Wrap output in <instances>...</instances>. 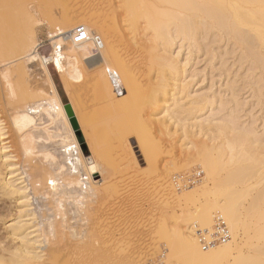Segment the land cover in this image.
Wrapping results in <instances>:
<instances>
[{
  "label": "rangeland",
  "instance_id": "1",
  "mask_svg": "<svg viewBox=\"0 0 264 264\" xmlns=\"http://www.w3.org/2000/svg\"><path fill=\"white\" fill-rule=\"evenodd\" d=\"M106 1L109 2V0L0 2V20L2 19L0 36L3 40L0 44V64L16 59L18 52L14 44L21 38L24 40V36L26 45L37 44L38 55L48 58L54 52L53 39L50 35L57 32V28L67 30L82 25L97 33L102 40L113 38L110 42L104 43L103 49L112 48V55H109L107 64L117 73L126 95L119 97L113 93L107 75L109 71H104L106 68L109 69L108 66L106 68L102 66L101 71L99 70L101 68L93 69L85 62H82V65L78 62L77 67L81 76L77 82L66 79L69 80L68 83L52 63L46 64L63 107L68 105L70 111L72 105L75 109L80 125L74 115H71L73 123L70 120V125L84 158H89L95 165L97 164V173L91 177L92 181L103 178L104 183L101 186L93 185V188L100 192L93 202L90 201L84 206H76L71 201L65 203V210L60 213L61 220L59 215L50 216V221L37 218L35 222L39 226L38 234L41 240L44 239L46 249L41 250H45L41 253L44 256L38 263L34 261L28 264H164L161 260H165L169 254L164 241L159 239L161 237L164 239L161 231L164 225L169 224V239L171 235L177 238V234L173 233L174 236L170 234L171 230L187 233L190 226L204 228H200L198 223L199 218L204 220L201 216L205 214V210H209L206 213H211L212 218L219 216L214 211L216 195L214 192L213 194L208 192L213 184L208 183L209 187L204 188L205 171L198 163L203 148L214 147L218 142L210 140L215 135L209 132L211 129L214 130L211 124L219 122L228 112L227 109L233 106L230 101L231 92L225 89L224 76L220 77L215 71L216 75L213 73L215 77L213 78L207 67L204 68L203 60L201 63L199 60H192L188 66L190 69L187 67L189 72L186 78L190 96L203 94L202 92L207 94L206 96L210 95L211 99L213 96L214 100L216 99L215 105L213 103L210 108L214 111L209 108L200 114L197 113L195 118L189 116L185 120L169 119V102L156 103L149 89L151 76L148 75L146 66L150 58V44L157 41L145 27L143 18L132 24L129 18L115 8L120 0L112 1L116 4L114 7L109 6V3L106 5ZM22 7L25 10L24 14ZM97 18L98 24L94 22ZM150 38L152 41H149ZM65 43L63 50L70 49L68 51L74 52L72 44ZM91 49V53L96 52L92 46ZM184 52L187 54V51L182 50L181 58L186 57L183 56ZM36 61L38 64L31 61L25 63L27 74L31 75H28V79L31 80V86L46 93L47 87L41 81L40 61ZM66 66V69H70L68 65ZM2 68L0 66V69ZM192 72H195L194 77L189 76ZM99 77L103 81H100ZM17 82L19 81L9 79L7 81L10 84L14 83L12 85ZM2 87L0 82V88ZM0 90L2 91L0 120L17 150L21 136L19 126L14 127L11 119L17 117L16 119H20L19 123L21 120L31 122L28 129L32 130L34 136L32 141L35 142L38 154L29 160L26 173L29 172V175L42 183L40 165H57L62 161V152L56 147L58 143L53 141L59 139L55 136H66L64 120L57 118L56 121L50 122L47 121L46 113L27 115L26 110L19 109L18 103L5 105L4 100L1 101L4 99V95L3 98L1 96L4 94L3 88ZM252 95L250 90L243 89L238 94L239 106L236 110L244 128L248 129L252 125L249 129H255L259 133L262 129L263 112L255 95L251 97ZM211 99L210 101L214 102ZM220 105L227 108V112L225 109L221 111L223 109ZM210 110L215 114L212 112L210 114ZM211 116L214 122L209 120L211 122L208 123ZM204 127H210L208 128L210 134L204 135L207 130L206 128L201 130ZM38 163L40 165L35 166ZM193 175L195 180L192 183L176 182L180 177ZM72 187L73 190H78L77 186ZM29 190L30 188L27 191ZM29 192L28 197L31 198L29 201L31 204L28 202L29 207L35 209L36 214L40 216L42 211L48 209V200L43 199L41 195L33 196L31 190ZM15 207L11 200L0 197V238L6 239L10 246L18 247L19 236L12 235L7 228L16 221ZM198 212L203 214L198 215ZM47 214L53 215L52 211ZM195 218H198L199 222ZM252 228L247 225L242 227L240 237L253 235ZM51 229L58 232L57 237H52ZM51 240L52 243L54 241L53 244ZM178 250L179 255L176 257L178 261L175 260V263L182 264L183 257L180 259L179 256L180 254L183 256V253H180L183 250Z\"/></svg>",
  "mask_w": 264,
  "mask_h": 264
},
{
  "label": "bare ground",
  "instance_id": "2",
  "mask_svg": "<svg viewBox=\"0 0 264 264\" xmlns=\"http://www.w3.org/2000/svg\"><path fill=\"white\" fill-rule=\"evenodd\" d=\"M112 1L114 0H109L108 3L109 6L114 7L116 4ZM108 3L106 1V5ZM115 8L129 18L132 24L143 18L145 27L151 31L153 39L157 41L151 43L149 48L150 58L146 66L148 75L151 76L149 89L156 103L169 102V119L185 120L189 116L195 118L197 113L200 114L205 109L209 110L213 103L215 105L216 99L214 100L213 96L211 99V96H206L204 92L190 96L186 78L189 72L187 67L192 60H199L200 63L203 60L204 68L207 67L211 77L215 71L220 77L224 76L225 89L231 92L232 97L230 101L233 106L227 109L220 105L223 109L220 108L221 111L227 109L228 112L226 111L222 119L219 118V122L211 124L214 130L211 129L209 132L215 135L210 140H217V144L214 147L205 146L198 163L205 171L204 188L208 183L213 184L212 188L208 186L210 189H207L208 192L211 194L214 192L216 195L215 209H213L222 220L224 219L229 240L203 250L196 239L195 226H190L187 233L180 232L179 228V231L171 230L170 234H177V238L171 235L169 239V224H167L163 228L161 226L164 239L162 237L159 239L164 241L169 254H167L168 258L165 257L167 260H160L164 261V264H176L175 260L178 261L176 257L180 251L178 249H181L183 251L180 253H183V256L180 254L179 258H184L180 260L182 264H264V0H120ZM24 11L22 7L23 14ZM94 22L98 24V18ZM75 28L67 30L57 28V32L50 35L53 39L54 52L48 58L38 55L37 44L26 45L24 36V40L21 38L14 44L18 52L16 59L0 64L3 67L0 69V82L4 92L1 95L2 98L4 95V99L1 101L4 100L5 105L18 103L19 109L26 110L27 115L46 113L47 121L50 122L62 118L66 131V136H55L59 139L53 141L58 143L56 147L62 152L61 163L35 165H40L41 183L37 178L29 175V172L26 173L29 160L34 159L38 154L35 142L32 141L34 138L32 130L28 129L31 122L21 120L19 123L20 119L12 117L14 127L19 126L21 136L17 150L0 120V197L11 200L17 208L16 221L7 228L12 235L19 236L20 242L18 247H13L6 239L0 238V264H28L34 261L38 263L44 256L41 253L45 250H41L46 244H43L44 239L41 240L38 234L37 218L50 221V216L59 215L61 220L60 213L65 210V203L71 201L76 206H84L90 201L93 202L100 193L93 187L104 183L103 178L92 181L91 177L97 173V164L95 165L89 158L85 159L78 146L70 125V120L73 123L71 115L77 117L75 109L72 105L70 111L69 108L67 110L63 107L46 67V64L52 63L64 80L72 79L77 82L81 76L77 67L78 62L81 65L85 62L93 69L108 66L107 61L109 55H112V48H103L104 43L110 42L113 38L102 40L97 33L85 27L89 40L75 43L71 38ZM96 36L101 40V47H97L93 42ZM149 41L152 39L150 38ZM65 42L72 44L74 52L68 51L70 49L63 50ZM1 43L3 40L0 36ZM91 46L96 52L91 53ZM182 50L187 51L186 55L185 52L183 53L185 58L180 57ZM36 60L40 61L41 81L47 87L46 93L31 86V80L28 79L25 63L30 61L37 63ZM66 65L70 69H66ZM105 68L103 67V70ZM109 69L106 68L104 71L113 72L117 76L115 71L110 69L112 71L110 72ZM99 70L102 71V68ZM194 73L189 76L194 77ZM102 77L104 78L103 75ZM8 79L19 82L12 85L14 83H7ZM99 79L103 81L100 77ZM66 81L69 83V80ZM245 88L255 95L260 105L257 104L261 106L263 112L260 134L255 129H249L252 125L250 127L247 125L249 128L245 129L239 121L240 116L236 110L239 106L238 94ZM123 95L126 96L124 92ZM211 110L210 114H215L212 112L214 110ZM210 118L207 122H211L209 120L214 122L213 117ZM76 122L79 124L77 118ZM208 128L205 129L204 135L210 134ZM72 185L77 186L78 190H73ZM28 188L33 196L41 195L43 199L48 200L49 207L42 211L40 216L36 214L35 209L29 207L31 198L28 197V193L30 195ZM50 211L53 215L47 214ZM206 211L209 212L205 210V214L201 216L204 220L199 218L198 225L200 224V228L204 227L202 229L211 230L212 214ZM199 213L203 214L198 212V215ZM199 219L195 218L196 221ZM245 225L253 227V235L241 238L240 231ZM50 231L53 233L52 237L58 236L56 230ZM38 249L40 251H37Z\"/></svg>",
  "mask_w": 264,
  "mask_h": 264
},
{
  "label": "built area",
  "instance_id": "3",
  "mask_svg": "<svg viewBox=\"0 0 264 264\" xmlns=\"http://www.w3.org/2000/svg\"><path fill=\"white\" fill-rule=\"evenodd\" d=\"M71 38L75 43H83L89 40V34L84 26H77L71 34ZM97 47H101V40L96 36L93 40ZM109 80L113 89V93L117 96H121L123 93V86L120 79L112 72L108 73ZM195 176L180 177L176 182L182 183H192ZM196 239L203 250L213 248L219 244H223L229 240V232L227 226L221 217L215 216L213 218V225L211 230L197 229Z\"/></svg>",
  "mask_w": 264,
  "mask_h": 264
},
{
  "label": "crops",
  "instance_id": "4",
  "mask_svg": "<svg viewBox=\"0 0 264 264\" xmlns=\"http://www.w3.org/2000/svg\"><path fill=\"white\" fill-rule=\"evenodd\" d=\"M50 75V74H49ZM50 78H51V76H50ZM52 80V79H51ZM53 82V81H52ZM53 85H54V83H53ZM54 87H55V85H54ZM55 89H56V87H55ZM58 93V92H57Z\"/></svg>",
  "mask_w": 264,
  "mask_h": 264
},
{
  "label": "water",
  "instance_id": "5",
  "mask_svg": "<svg viewBox=\"0 0 264 264\" xmlns=\"http://www.w3.org/2000/svg\"><path fill=\"white\" fill-rule=\"evenodd\" d=\"M65 108L68 110L69 106L67 105Z\"/></svg>",
  "mask_w": 264,
  "mask_h": 264
}]
</instances>
